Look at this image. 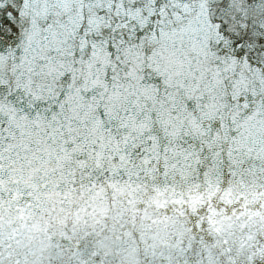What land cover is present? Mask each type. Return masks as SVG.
Segmentation results:
<instances>
[{
	"label": "snow or ice",
	"instance_id": "obj_1",
	"mask_svg": "<svg viewBox=\"0 0 264 264\" xmlns=\"http://www.w3.org/2000/svg\"><path fill=\"white\" fill-rule=\"evenodd\" d=\"M0 264H264V0H0Z\"/></svg>",
	"mask_w": 264,
	"mask_h": 264
}]
</instances>
